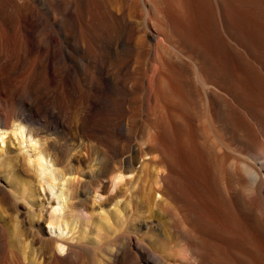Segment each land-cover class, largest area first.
<instances>
[{
  "label": "rangeland",
  "instance_id": "obj_1",
  "mask_svg": "<svg viewBox=\"0 0 264 264\" xmlns=\"http://www.w3.org/2000/svg\"><path fill=\"white\" fill-rule=\"evenodd\" d=\"M44 1V5H54L53 0ZM8 6H0V29L4 30L0 34V113L9 118L10 124L17 119L14 124L20 123L19 127L23 129L19 131L20 128L0 127V221L9 225L11 236L13 235L11 247L23 256L21 259L24 264H40L44 260L48 264H144L143 257L136 252L137 241L155 248L160 259L156 260L157 264L164 261L174 264L178 261L177 257L183 254L179 251V247L185 243L181 236L182 229L194 231L200 236L204 231L207 232L206 246H219L227 258L239 262L241 258L236 253L243 256L248 252V242L240 238L242 233L249 231L256 238L258 236L264 239V0H190V25L195 26L192 28L196 30L198 23L200 24L202 17L198 12L202 7L201 11H207H203L206 15L203 14L202 21L210 17L203 22L206 25L209 22L207 27L212 34L208 32V35L214 34L212 38L209 36L213 46L211 50H214L211 51L210 46L208 53L206 51L207 55L203 52L201 54L203 60L210 55L211 58L205 59L209 58L211 61L214 58L211 63L200 59L199 63L208 62V65L201 64L202 68L199 70L194 64L195 60L191 58L194 55L191 53L192 49H186L184 54L176 48L162 50L164 56L172 58L174 63L178 62L175 70L180 71V77L175 82L177 90L181 92V97L176 100L160 82L161 94L155 101L163 114V121L156 117L154 98L147 91L146 79L153 74L150 70L149 45L139 58L127 46H121L113 53L104 50L95 51L94 55L79 52L74 59H70L64 53L67 39L58 26L53 25L56 19H51V13L45 14L50 23L48 31L58 37L59 44L43 49L47 39L41 34L43 46L40 49L36 40L29 42L30 36L34 34L30 18L21 19L14 14L10 17ZM175 7L173 11L176 12L178 7ZM207 9H211L212 13ZM178 12L180 13L179 9L176 14ZM145 17L144 3L140 1L135 12L129 10L128 18L122 24L111 22L112 26L115 24L114 31H110L111 25L106 22L98 23L97 29L99 33L102 30L111 34L121 32L135 44L147 31ZM180 17L181 13L177 15L181 22L183 17ZM237 28L243 31L239 32ZM245 29L250 30V35L253 32V40L248 42L243 39L242 32H247ZM215 35L221 39H216ZM78 36L87 39L92 47L88 37L82 33ZM213 37L218 44L221 41L219 45ZM214 41L216 45L213 44ZM189 53L191 59L187 57L190 56ZM233 53L237 54L236 57ZM176 55H180L184 61H176ZM229 57L233 58L229 59L233 62H228ZM215 60H218V64ZM219 61L222 62L221 66ZM229 63V68L233 67L230 70L236 71L237 67V71L238 68L242 71L231 70L229 76L226 65ZM220 69L224 70L217 71ZM238 76L245 84L244 89L246 88L242 97L232 87H236L234 79ZM247 87L251 89L248 90ZM245 91L250 92L244 93ZM21 96L37 106H48L46 115L54 112L68 121L69 140L66 144H63L56 132L25 119ZM36 100L38 101L34 102ZM85 115H88L92 133L85 132L87 138L78 144L71 140V136L75 130L79 131ZM232 116L238 120L237 124L233 118H230V122L229 117ZM233 121L235 124H232ZM201 126L207 132L203 130L199 134ZM190 130L192 135L188 138L197 136L191 139L192 145L184 137L191 133ZM148 131L151 135L161 132L160 138L154 135L159 142L160 139L163 141L160 145L169 151L172 149L180 152L177 153L181 157H185L184 154L187 156L192 150L194 153L196 148L193 144L201 139L200 136H204L202 142L207 139L204 153L201 152L204 147H200V150L199 143L196 144L201 152L199 160L203 159V164L200 161L204 165L202 168L197 167V170L201 169L203 173L196 170L195 173L199 175L194 173L195 176H190L189 170H185L190 169L187 166L190 154L183 158L185 162L181 158L184 163L189 159L187 165L183 164L184 167L187 166L183 170L189 173L181 171L180 164L183 162L180 157L179 162L182 163L178 162L180 166L175 165L182 173L175 169L179 174H176L177 178L174 175V180L187 190L179 192L181 197L176 195L181 191L179 186V190L174 191L175 195L171 193L173 197L165 191L160 177H157L158 171L167 172L166 166L169 164L168 160L162 158L159 150L153 148L152 152L147 151L150 145L145 140ZM123 134L131 135V139H124ZM129 143L130 146L138 145L145 150L143 153L138 150L133 152L132 170L122 173V180H117L115 184L113 180L110 184V165L105 168L101 183H97L93 176L98 163L105 162L112 150H126ZM201 143L200 146L205 144ZM190 147L194 149L191 150ZM39 150L43 152L44 164L50 162L52 168L46 175L42 171L40 177L25 161L26 157L33 160ZM152 155H155L156 161L161 159V163L158 161L159 165L152 160ZM206 156H212L213 163L211 157ZM207 158L211 161L208 162ZM200 161H197L198 164ZM215 168L221 169L219 174V170H212H217ZM254 174L259 176L256 181L253 180ZM184 175H188L186 179ZM219 178L221 179L218 180ZM45 180L54 185L51 186L54 190H49ZM201 180L205 187L202 183L199 184ZM61 186L63 197L58 204L55 197ZM167 209L170 211L167 212ZM194 214L214 215L219 219V225H215V219L213 224L206 227L202 221L192 217ZM172 218L173 221L177 219L178 226H173ZM263 239L260 242L264 245ZM148 254L145 257L150 258ZM56 255L65 256L64 263L56 261ZM257 256L254 255V259L257 260ZM259 258L260 256L257 262L264 264L263 259Z\"/></svg>",
  "mask_w": 264,
  "mask_h": 264
},
{
  "label": "bare ground",
  "instance_id": "obj_2",
  "mask_svg": "<svg viewBox=\"0 0 264 264\" xmlns=\"http://www.w3.org/2000/svg\"><path fill=\"white\" fill-rule=\"evenodd\" d=\"M53 1H54V5L53 6H49V5H44V2H45L44 0H0V6H2V7L4 5L8 6L7 3H9L10 5L8 7L10 9H8V10H10V11H8L9 14L7 13L9 16L11 14L12 15L14 14V16L16 15L18 18H21V19L30 18V22L32 23V26L34 27V34H32L30 36L29 42H33V40H36L38 42V48H40V49L43 46L42 45L43 44V40H42V38H40L41 34L44 35L46 37V39H47V44L44 45L43 49H47V48H49V46H57L59 44L58 37L48 31V26H49L50 23H49V20L45 17V14L51 13V15H52L51 19H56V22L53 23V25H57L59 30L62 31V35L67 39V45L65 47L64 53L70 59H74L76 57L77 53L79 54V52L80 53L84 52L83 54L88 52V53L94 55L93 53L95 51L104 50V51H106L108 53H113V52H115L117 50L118 47H121V46H127L129 51L134 53V54H136V57L139 58L141 56V54L143 53L144 48L147 45H149L150 46L149 47V52H150V55H151L150 70H151V72H153V74L151 73L152 76L151 77H147V79L148 78L149 79L148 80L146 79V81H147V91H148L149 94L150 93L152 94V97L154 98V101L157 100V98L160 97V94H161L160 82L163 83L164 89L168 93H170L172 95V97L173 96L176 97V100L179 97H181V95H180L181 92L179 93V91L177 90L178 86L176 85V82H175V80L180 77V71L179 70H175L176 69L175 67H177L176 64L178 62L174 63L172 58H168V57L164 56L163 53H162L163 49L176 48V49H178L179 52H181L183 54L187 51L186 49H188V48L192 49L191 53L193 52L194 55L191 57V54L189 53L190 56H187V57L189 59L193 58L195 60L194 64L196 65V67L199 70H201V68H202V67H200L201 64L205 63V64L208 65V62L207 63L206 62L202 63L204 60L205 61L206 60L210 61L208 59L211 58L210 57L211 56L210 55L211 52H210V54H208L210 56H206L205 57V58H207V57H209V58L208 59L204 58V60H203V57H202L203 55L201 54V52H203V54L205 53L204 55H207V53L209 51V48L212 45V42H211L212 40L210 39V37L213 36L214 34L211 35V36H210V34L208 35V32H210V31H208L209 28L207 27V26H209L208 25L209 22H208L207 25H206V22L205 23L203 22V21L209 20L210 17L207 19L204 16L206 18V20L204 19L202 21L203 14H205L207 12V11H205L206 9L203 10V11H205V13L203 11H201L203 9V7H202V9L198 12V14H200V17H202L201 21H200V24L198 23L199 26H198V28H196V30L194 28H192L194 25L193 26L190 25V14H192V12L190 11V0H53ZM140 1H143L144 7H145V10H146L145 26L147 27V31H145L139 37V40L135 44L131 43L130 39H128L127 36L124 35L121 32H118L116 34H114V33L111 34V32L108 33L105 30L104 31L102 30V32H100V33L98 32V29H97L98 23L101 24V23H105V22L109 23L111 25L110 26V31H114L116 29L115 26H114L116 24V22H120L122 24L124 22L123 20H126L128 18L129 10H132V11L135 12L136 8L139 6ZM205 5H207L206 2H205ZM175 6L178 7V9L180 10V13H181V15L183 17V20L181 22H180V20L178 21V19H177V15L180 14L179 12H178V14H176L178 9H176V12L173 11V8H176ZM191 6L193 7L194 5H192V3H191ZM204 8H206V7H204ZM195 9H197V7H195ZM207 10L210 12L211 9L210 10L207 9ZM99 13L102 14V17H100L101 15ZM210 13H212V12H210ZM226 14H227V12H226ZM207 15H208V13H207ZM228 15H229V13H228ZM4 16H5V14H4ZM14 16L12 18H15ZM58 16H60L59 20H57ZM210 16H212V14ZM10 17H5V18L8 19ZM182 17H180V18H182ZM112 21L115 22V24L113 26H112V23H113ZM229 21H231V19H229ZM192 24H194V23H192ZM229 25H230V23H229ZM233 27H235V26H233ZM211 28H212V24H211ZM239 28H237L239 32L243 31V30H239ZM245 30L247 32L248 31L249 32L248 33L245 32V31L242 32V33H244L243 39L245 38V40L246 41L248 40V42H249V40H253L254 39L253 38L254 35L252 34L253 32L251 31L252 32L251 35H253V37H251V35L249 34L250 30H247V29H245ZM3 31L0 29V34H2ZM212 31H215V30L213 29ZM197 32H199V34ZM81 33H82L83 36L85 35V37H88V39L92 43V47H90L91 44L88 43L87 39H84L83 37L80 38V36H78ZM240 34L241 33H239V35ZM240 36H242V35H240ZM217 38L218 37L216 36V39ZM79 39H81V41H79ZM213 39L216 41V39L214 37H213ZM218 39L220 40L221 38H218ZM215 41H214L213 44H215L216 42L218 44V41H216V42ZM246 41H245V43H247ZM220 42H219V44H220ZM253 44H256V43H253ZM212 47L213 46H211L210 50L212 49ZM248 47H249V45H248ZM251 47L253 48V46H251ZM254 47H255V45H254ZM213 50H211V51H213ZM206 51H207V53H206ZM195 52H197V53L195 54ZM198 52H200V53H198ZM238 54H241V53L239 52ZM232 55L235 56L237 54L234 55V53H233ZM232 57H231V59L229 57L228 60L229 59L232 60L233 59ZM240 57H241V55H240ZM175 58H176V61H178V60L184 61V59L180 55H176ZM213 58L214 57H212L210 63L213 62L212 61ZM200 59L203 60V61H200V63H199ZM221 59H220V61H221ZM230 60L228 62H233V61H230ZM234 60H236V62H237V59L234 58ZM238 60H239L238 62L240 64H241V61H243L242 57H241V61H240V59H238ZM215 61H216V63L218 62V60H215ZM215 61H214V63H215ZM220 61H219V63H220V66H221L222 62H220ZM223 62H224V60H223ZM236 62H234V64H236ZM225 63H226V61H225ZM4 64H6V63H4ZM234 64H232V65L235 66ZM226 65H227V67L229 69L228 70L229 71L228 75H229V74H231L230 71L231 70L233 71V69L230 70V68H233V67L229 68L230 63L226 64ZM226 65H225V67H226ZM237 65H238V63L236 64V66ZM242 65H244V64L242 63ZM206 67H208V66H206ZM222 67H224V63H223ZM222 67H219V68H222ZM238 67H239V65H238ZM0 68H1V65H0ZM216 68L219 69L218 67H216ZM241 68H242V66H241ZM239 69L240 68H238V71H239ZM244 69H246V68L244 67ZM221 70L222 69L217 70V71H221ZM240 70L242 71V69H240ZM236 71H237V67H236ZM236 71H233V72H236ZM245 71L248 72L247 70H245ZM225 72H226V70H225ZM233 72H232V74H233ZM215 73H218V72H215ZM249 73H248V75H249ZM0 74H1V69H0ZM236 75L237 74L235 73V76ZM245 75H247V73ZM241 76H243V75H241ZM225 78H223V79H225ZM228 78H231V77H228ZM232 78H233V76H232ZM232 78H231V80H232ZM248 78L250 79V77H248ZM235 80H236V83H235L236 87L235 86H232V87L236 89L237 95H239V97L240 96L242 97L244 95L243 94V90H246V88L244 89V86H243L245 84H243V80L240 78V76H238L236 79H234V81ZM244 81H245V79H244ZM247 82H248V80H247ZM248 84H250V83L248 82ZM233 85H234V83H233ZM249 89H251V88H248V90ZM250 91H245L244 93H247V92L249 93ZM1 93H2V91L0 89V94ZM21 98H22L21 102H22V106H23L22 108L25 111V113H24L25 119L31 120L32 122H35L41 128L47 129L48 131L51 130V131L56 132L57 135L59 136V139L62 140L63 144H66L68 142L69 136H68L67 130L69 131V123H68V121L66 119L59 117V115H56L54 112H49L50 115L48 116L45 113L47 111V107L48 106L47 107H46V105H41V106L38 105L37 106L36 104L32 103L33 101H31L32 104L29 103V101H27L26 97H25L26 99H23V96H21ZM181 100H182V98L180 99V101ZM37 101L38 100H36L34 102H37ZM155 102H154L155 106L153 108H154V112L156 113V117L159 118V120L163 121V114L161 113L160 109L156 106L157 101H155ZM129 116H130V114H129ZM229 116H231V113H230ZM234 116H235V118L238 117L236 115H234ZM130 118H131V116H130ZM230 118L232 119L233 116L229 117V119ZM235 118H233V119L235 120ZM8 119L9 118H7L6 115L2 116V114L0 113V127H2V128L11 127V129L12 128H15V129L16 128H18V129L20 128L19 131H22L23 128L21 126L19 127L20 123L19 124H17V123L14 124L15 121H18L17 119H15L14 122H12L11 124L8 121ZM125 119H126V117H125ZM229 119H228V121H229ZM231 119H230V122H232ZM239 120H241V119H239ZM127 121H128V119H127ZM161 121H160V123H161ZM237 121L235 120V123ZM119 123H121V121H119ZM128 123H129V121L126 122V124H128ZM235 123L233 121L232 124H235ZM230 124L231 123H229V125ZM122 125H124V123ZM118 126H120V124ZM126 126H128V125H126ZM235 126L238 127V125H235ZM237 127H235V128H237ZM41 128H39V129H41ZM239 128H241V127H239ZM200 129H202V130H199V132L203 131V130L206 131V129L202 128V126H201ZM85 132H88V133L91 132L92 133L91 127L89 125L88 115H85L83 117L81 128L79 129V131H77V130L74 131V134L71 136V140L75 141L78 144L81 143L83 140H85V138H87V135L85 134ZM125 132H123V133H125ZM183 132L186 133L187 130H186V132L185 131H183ZM190 132H191V130H190ZM127 133H130V132L127 131ZM147 134H148V135H146L147 139L143 138V139H145V140L150 142V145L148 147L149 149H147V151L148 152H152L151 150H153V148L156 149L157 151L159 150L162 158L168 160L169 166L167 164H165V166L167 165L166 167H168L167 168V172L165 170H164V172H166V173H164V172L160 173L158 171V173H156V175H157V177H160L159 179L163 183V186L166 189L165 191L167 193H170L171 196H173L171 193L174 194V191H176V190L178 191L181 188V186H179L177 184L179 182H176L174 180L175 179L174 175L176 176V174H177L175 171L178 169V168L177 169L175 168L176 167L175 165H179L178 162L181 160V158L185 162V159H183V158H185V157L187 158L188 154H190V156H189L190 157V163H189L190 165L188 164V162H189L188 160L189 159L187 160L188 162L186 161V163L188 165L186 163H184L182 160L181 161L183 163L179 162V163H182V164H180L181 166L179 165L180 167H182L181 168L182 172L184 171L183 170L184 168H186L187 166H190V169H185V170H189L190 173L188 171H184V172H188L189 175L192 176L195 173V171L197 170V167L198 168H200V166H201V168H202V166L204 167V165H201V161L203 159L200 158V160H201L200 161L199 157H200V153L201 152H203V153L205 152V147H207V146H205L206 145L205 142L207 141V139L205 140L203 138L205 142H202V137H204V136H200L201 137V139H200V137L198 135V137L201 140V142L205 143V144H202L200 142V140L198 141V139H197L198 142L196 140H194V141L197 142V143L196 142H194V143H196V144L199 143V147L197 145V147L199 149H200V147H202V148L204 147L203 149L201 148L202 150L200 149L201 152H200L199 149H197L196 144H193V146L195 145V148L197 149V152L199 151L198 152L199 154L197 152L195 153L196 149L194 150V153H192V151H193L192 149H194V148L190 147V149L192 148L191 149L192 150L191 153H188L190 150L188 152L184 151L185 153H188L187 156H186V154H184V152L183 153L181 152L185 156V157H183V156L181 157L178 154L180 152L177 151L178 152L177 153V152L173 151L172 149H170V151H169L167 148H165V146H164V148H165L164 149L163 145L162 144L160 145V142L162 140L160 139V142H159L158 138H160V136L162 135L161 132H160L161 135L159 133H158V135H156L157 133H155V134L153 133L152 134L153 136H152L150 131H148ZM199 134H201V132ZM202 134H203V132H202ZM123 135L125 136V134H123ZM154 135L157 136V137L159 135L160 136L157 138ZM190 135H192V132L189 135L185 134L184 137L186 136L185 138H188V136H190ZM132 136H134V135H132ZM130 137H131V135H127L126 134L124 139H127V140L131 139ZM136 137H138V136H136ZM193 137L196 138L197 136H193ZM193 137L191 136V137H189L190 139L188 138L186 140H189L190 143H191V139ZM128 141H127V143H128ZM130 143H129V146L127 144L128 148H125L126 150H122V149H121V151L112 150L111 151V156H109L106 159L105 162H99L98 163L97 171L94 174L95 176H93L95 178L94 180L97 183H101V181H102V179L104 177L105 171H106L105 168H107V167L109 168L110 165L112 167V170L108 174V180H109L110 184L113 183V180H114V184L116 183L117 180L118 181L122 180L123 179L122 178V173L124 174V172H126V171L129 172L130 171V169L132 167L131 163H132V154H133V152L136 151V150H138L140 153L145 152V150L141 146H138V145L130 146ZM200 143L202 144L201 146H200ZM191 145H192V143H191ZM160 146H162V147H160ZM206 149H208V148H206ZM209 150H207V152H209ZM203 153H202V156H203ZM160 154H159V157H160ZM196 154H198V156H197L198 158L195 157ZM179 157H180V160H179ZM206 157H211V160H212V163H213L214 158L212 159V156H206ZM155 158L156 157L154 155L152 157V160L157 162L158 165H159L161 163V159H159L160 160V163H159L158 162L159 160L156 161ZM209 160H210V158L208 159V162H209ZM25 161H26L27 166L29 168H32L34 170V172L38 175V177H40L42 175L41 174L42 171L45 172V175H46V173H48L50 171V168H51L50 164L51 163L49 162L50 164L49 163L48 164L47 163L44 164V156H43V152L41 150H39L38 153H36V156L34 157L33 160H31L29 157H26ZM162 161L164 162L165 160H162ZM197 161H200V164H198L199 162H197ZM166 162H164V163H166ZM216 163H217V161H216ZM183 164L184 165L186 164L187 166L184 167ZM202 164H203V161H202ZM165 166L162 165V167H165ZM209 168H210V165H209ZM217 168H219V167H217ZM217 168H215V169H217ZM164 169H166V168H164ZM203 169H205V168H203ZM51 170H52V168H51ZM212 170L213 171H218L219 169H217V170L212 169ZM177 171L182 173L179 169ZM197 171L203 173V171H201V169H198ZM220 171H221V169L217 173L219 174ZM179 172H178V174H179ZM49 176H51V175L49 174ZM187 176L188 175H184V179H186L185 177H187ZM193 176H195V175H193ZM177 177L178 176H176V178ZM182 177H183V175H182ZM258 177L259 176L257 174H254L253 180H255V181L258 180ZM45 178H46V176H45ZM195 178H196V180L198 179V177H195ZM220 179L221 178H219L218 180H220ZM47 183L49 185L48 187H50L49 190H54L53 189L54 187H51V186H54V185L51 182H49V180H48ZM162 183H161V188H162ZM157 184H158V182H157ZM199 184H201L203 187L206 186V185L204 186L205 183H203L202 180H201V182ZM202 186H200L201 190H204V188L202 189ZM177 187L179 189H177ZM180 190L181 191H178V192L176 191L178 194H176V192H175V194L176 195H180L184 190L187 191L186 189H183V188H181ZM62 191L63 190H62V186H61L60 190L57 192L56 197H55V199H57V201H58V204H60V202H62V197H63L61 195V194H63ZM162 191L164 192V190H162ZM179 192H181V193L179 194ZM188 193H191V192L189 191ZM168 195H167V197H168ZM183 195H185V194H183ZM173 197H170V198H173ZM180 197H181V195H180ZM185 197H187V194H186ZM166 205L167 204H164V206H166ZM167 206H166V208H168ZM165 210L166 209H164V211ZM168 211H170V210L167 209V212ZM192 217L197 219V220L202 221L204 223V226H206V227L209 226L211 223L213 224V221H215V219H216V221L214 222L215 225H219L218 223L220 222L218 218L214 217V215L210 216V215H207V214H198V215L194 214ZM211 217H213L212 219H214V220H212ZM173 218H175V217H173ZM173 218H172V221H173ZM217 221H218V223H217ZM172 223H173V226H178L179 225V222L177 221V219H174V221ZM8 226L9 225L7 223H4V222L0 221V253H1V256H2V257H0V264H24L23 263V259H21V257H23V256L19 255V252L16 251V249L11 247L12 246V242H13L12 241V236L13 235L11 236V231H10V228ZM51 226H53V225H51ZM203 230H204V228H203ZM246 232L245 233L241 232L242 236H240V238H243L242 240H244L245 242H248L247 243L248 244V250H247L248 252L247 253L245 252L243 254V256H241V255H239L238 253L235 252L236 255L241 258L240 259L241 261L238 262V261H236L234 259L232 260V259L227 258L228 256H225L226 253H223V251H222L223 249L221 248L222 249L221 250L219 246H217L215 248L206 246L205 245V240H206V236H208L206 234L207 232L205 233V231H204V233H201L203 235L200 236V235H197L196 233H194V231H190L189 232V231H187L185 229H182L181 230V236H182V238H184L185 243L182 244L179 247V251L180 252L182 251L183 254L179 255L177 257L178 261H176V263H174V264H259L257 262L258 261V256H260L259 260L263 259V262H264V245L262 244L263 242L262 243L260 242V240L263 239V238L260 239L258 236L256 238L255 237L256 235L254 236L253 234H250L252 232H249V231H248V233H246ZM20 240L18 242H21ZM53 240H55V239H53ZM69 247H70V245H68L67 249H69ZM17 249H19V248H17ZM60 249L63 250V248H60ZM136 250H137L136 252H138L140 254V256L143 257L144 264H157L156 260L159 259V254L155 250V248H152V246H150V245H142L139 241H137L136 242ZM148 253H150V254H148ZM67 254H68V251H67ZM146 254L150 255L151 257L150 258L149 257H145ZM256 254L258 255L257 256V260L254 259V255H256ZM55 260L56 261L59 260L60 262L62 261L64 263L65 256L56 255V259ZM238 260H239V258H238ZM261 262H262V260H261ZM49 263L51 264V262H49ZM40 264H48V263H46L45 260H44ZM55 264H57V263L55 262ZM162 264H170V263L164 261V263H162Z\"/></svg>",
  "mask_w": 264,
  "mask_h": 264
}]
</instances>
